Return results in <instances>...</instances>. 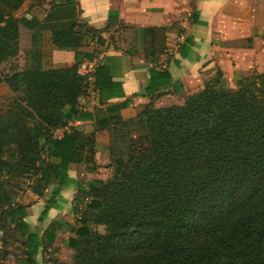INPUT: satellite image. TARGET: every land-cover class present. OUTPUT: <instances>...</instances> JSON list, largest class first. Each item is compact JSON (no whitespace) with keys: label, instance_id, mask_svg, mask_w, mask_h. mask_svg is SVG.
<instances>
[{"label":"trees","instance_id":"16d2710c","mask_svg":"<svg viewBox=\"0 0 264 264\" xmlns=\"http://www.w3.org/2000/svg\"><path fill=\"white\" fill-rule=\"evenodd\" d=\"M25 2L0 0V64L35 44L18 21ZM163 36L158 28L145 31L152 58L163 52ZM78 39L85 37L57 33L52 43L72 49ZM77 65L42 69L35 48L25 69L11 68L0 79L13 95L0 111V227L11 228L20 241V264H38V249L45 239L52 241L61 224L51 223L44 236L31 230L24 221L27 206L9 205L10 179L36 175L32 192L38 195L52 186L41 221L60 190L72 183L69 165L93 161L96 154L93 132L68 127L53 135L76 120L108 129L112 170L104 180L76 185L73 211L79 226L71 227L74 237L67 242L72 260L53 264H264V72L242 78L234 89L218 75L182 104L154 107L152 99L171 76L151 67L148 103L123 120L120 105L102 106L123 95L108 63L93 73L99 106L82 113L78 97L86 81Z\"/></svg>","mask_w":264,"mask_h":264},{"label":"crops","instance_id":"0c3cea01","mask_svg":"<svg viewBox=\"0 0 264 264\" xmlns=\"http://www.w3.org/2000/svg\"><path fill=\"white\" fill-rule=\"evenodd\" d=\"M25 5L27 9L18 21L35 36V44L18 51L16 69L27 67L35 48L40 51L42 69L108 63L112 80L121 84L123 95L108 99L102 106L120 105L123 120L135 116L148 103L145 89L151 67L166 69L171 76L169 86L152 99L154 107L180 105L186 95L215 81L218 75L221 84L234 88L242 78L264 72V0H26ZM150 28L161 29L164 34V50L154 58L145 49V31ZM57 33L78 38L83 35L85 39H78L72 49L56 48L52 39ZM96 37L102 42L96 43ZM0 86L7 87L4 82ZM82 104L90 110L99 105L97 99L86 98L78 101L79 108L84 109ZM85 123L94 121H69L72 126ZM65 130L66 126L58 128L54 134L59 137ZM94 133L95 151L108 162V129ZM97 168L94 172L84 170L81 164L69 165L72 183L60 190L55 207L49 208L41 221L38 218L52 186L42 195L27 191L32 202L24 221L31 230L37 229L44 236L51 223L61 224L55 228L52 241L45 239L48 243L38 249V264H44L48 255L57 262H71L73 250L67 242L74 237L71 227L79 226L78 213L73 211L76 185L106 179Z\"/></svg>","mask_w":264,"mask_h":264},{"label":"rangeland","instance_id":"374dc122","mask_svg":"<svg viewBox=\"0 0 264 264\" xmlns=\"http://www.w3.org/2000/svg\"><path fill=\"white\" fill-rule=\"evenodd\" d=\"M26 9H27V5L24 4L22 6V9L18 12V16ZM18 61H19V57L12 59V60H8L0 64V79L5 75V73H11L10 69L11 68L12 70L15 69L17 67V64L19 63ZM5 86L7 85L5 84ZM12 98H13V95L10 93L8 87L3 88L2 86H0V111H5L11 105ZM82 106H83L82 108H84L82 109L83 114L92 113V110L88 109L87 106H84L83 104ZM96 106L97 105H93V108ZM91 107L92 105H90V108ZM86 125L88 126L90 125V126L86 127ZM66 127L67 128L69 127L70 129L77 128L78 130L82 131L83 133L87 135L91 132L94 133L96 130L94 123L93 124L85 123V125L80 127V126L69 125V122H68V125ZM91 127H92V130L90 131L89 128ZM53 135H54V132H53ZM92 147H93V150L95 151V133L93 134ZM99 155L100 154L97 153L96 151V154L93 157V161L84 162L81 165L84 166V170H87V171H89L88 168H92L91 166H95L94 170H91L94 172H96V169H98L97 167H99V170H97L98 174L99 173L104 174V175L106 174V178H108L111 174L112 167L111 168L108 167L107 166L108 162H106L105 159L102 158V155L100 156ZM97 156H98V159L96 158ZM80 171H83V170L80 169ZM35 177L36 175H31V176L25 175L24 177H19V178L14 177L10 179V182L14 185L12 191L9 192L12 197L9 203L11 207L17 206V205H26L27 207L29 206V203L32 202V199H31L32 195L27 193V191H32V186H35V181H34ZM89 200H90L89 197L84 198L83 201L78 205V207L80 208V211L84 210L85 204L88 203ZM91 227L99 232H103V229H104L102 225H96L93 223L91 224ZM14 234L15 233L13 232L11 228H1L0 227V264H20L21 260L24 258L22 251H21L23 247L20 241L15 239ZM54 260L55 258L53 257V255H48L46 258H44L43 263L48 264L49 262V264H51L52 261Z\"/></svg>","mask_w":264,"mask_h":264},{"label":"built area","instance_id":"2783aa9c","mask_svg":"<svg viewBox=\"0 0 264 264\" xmlns=\"http://www.w3.org/2000/svg\"><path fill=\"white\" fill-rule=\"evenodd\" d=\"M94 70H95V66H93V67L92 66H90V67L89 66H80L77 69L78 74L81 75L82 77H84L85 81H86L85 93L82 96L78 97V101H79V99H82V98H86L89 101H93L96 99L95 91L93 88ZM54 136H55V134H54Z\"/></svg>","mask_w":264,"mask_h":264}]
</instances>
